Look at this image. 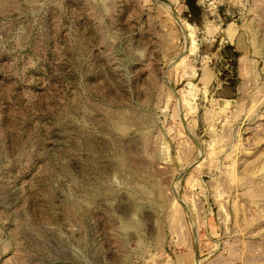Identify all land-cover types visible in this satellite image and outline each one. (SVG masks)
<instances>
[{
    "label": "rangeland",
    "instance_id": "374dc122",
    "mask_svg": "<svg viewBox=\"0 0 264 264\" xmlns=\"http://www.w3.org/2000/svg\"><path fill=\"white\" fill-rule=\"evenodd\" d=\"M0 264H264V0H0Z\"/></svg>",
    "mask_w": 264,
    "mask_h": 264
},
{
    "label": "water",
    "instance_id": "95a60500",
    "mask_svg": "<svg viewBox=\"0 0 264 264\" xmlns=\"http://www.w3.org/2000/svg\"><path fill=\"white\" fill-rule=\"evenodd\" d=\"M175 16H176V18H177L179 21H181L180 18H179L177 15H175ZM186 35H187V32H186ZM179 57H181V55L177 56V58H179ZM166 81H167V83H168L170 86L173 87L172 82L169 80L168 77H166Z\"/></svg>",
    "mask_w": 264,
    "mask_h": 264
}]
</instances>
